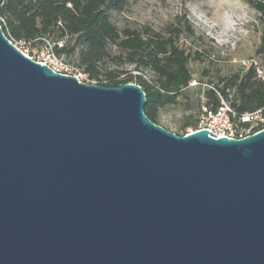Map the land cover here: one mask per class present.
Masks as SVG:
<instances>
[{"label": "water", "instance_id": "1", "mask_svg": "<svg viewBox=\"0 0 264 264\" xmlns=\"http://www.w3.org/2000/svg\"><path fill=\"white\" fill-rule=\"evenodd\" d=\"M145 103L53 72L0 25V264H264V129L179 136Z\"/></svg>", "mask_w": 264, "mask_h": 264}, {"label": "trees", "instance_id": "2", "mask_svg": "<svg viewBox=\"0 0 264 264\" xmlns=\"http://www.w3.org/2000/svg\"><path fill=\"white\" fill-rule=\"evenodd\" d=\"M128 1L0 0V25L9 41L27 47L38 44L40 38L55 41L67 36L66 47L55 50L57 55L74 56L72 62L89 80L97 81V86L139 85L146 97L144 113L157 125L158 110L176 104L180 98L187 99L183 105L188 112L200 107L214 111L222 100L229 101L238 115L264 108V81L252 65L216 82L209 81L202 106L200 100L184 97L192 80L188 69L191 54L177 44L181 31L172 28L162 35L144 27L119 32L110 21V12H121ZM243 1L264 20V0ZM256 52L264 54V30ZM122 64L132 65L137 72H151L152 81L141 75L119 79L126 74L117 69ZM230 92L232 99L228 98ZM197 121L192 114L187 115L177 135H185L187 128L195 131Z\"/></svg>", "mask_w": 264, "mask_h": 264}, {"label": "rangeland", "instance_id": "3", "mask_svg": "<svg viewBox=\"0 0 264 264\" xmlns=\"http://www.w3.org/2000/svg\"><path fill=\"white\" fill-rule=\"evenodd\" d=\"M110 21L119 32L147 27L166 35L169 29L178 28L181 34L177 44L191 54L188 69L192 80L184 97L200 100L201 106L209 81L216 82L250 65L264 81V54L256 52L264 20L243 0H129L121 12H110ZM26 48L31 50L32 47ZM64 57L74 62V56ZM117 69L126 71L119 79L135 75H141L146 81L153 79L151 72H137L129 64ZM232 95L230 92L228 98L232 99ZM184 101L187 99L180 98L176 104L159 109L158 125L179 134L187 115L192 114L196 119L203 113L202 107L185 111ZM224 102L229 104V101ZM190 131L191 128L185 130L186 134Z\"/></svg>", "mask_w": 264, "mask_h": 264}, {"label": "built area", "instance_id": "4", "mask_svg": "<svg viewBox=\"0 0 264 264\" xmlns=\"http://www.w3.org/2000/svg\"><path fill=\"white\" fill-rule=\"evenodd\" d=\"M67 36L55 41L40 38V42L28 50L24 43H14L26 57L49 67L53 72L75 77L80 83L97 85V81L89 80L87 75L67 60L64 55H57L55 50L66 47ZM20 45L19 46H17ZM196 130L206 129L218 137L242 138L264 129V108L243 115L236 114L230 105L222 101L214 111L204 108L203 113L197 117ZM192 132V131H190Z\"/></svg>", "mask_w": 264, "mask_h": 264}]
</instances>
